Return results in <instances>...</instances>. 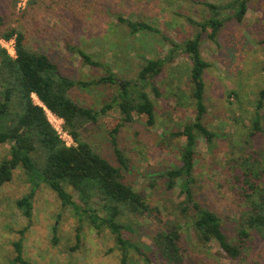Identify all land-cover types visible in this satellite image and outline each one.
<instances>
[{"label": "rangeland", "instance_id": "1", "mask_svg": "<svg viewBox=\"0 0 264 264\" xmlns=\"http://www.w3.org/2000/svg\"><path fill=\"white\" fill-rule=\"evenodd\" d=\"M230 1L0 0V33L10 28L23 32L26 45L46 53L58 65L60 75L72 81L90 82L105 74L100 68L84 65L76 48L107 64L116 79L114 86L96 84L74 87L69 92L79 106L99 110L118 93L123 82L136 78L145 60L165 59L171 44L180 47L194 37L198 32L196 24L211 16L205 3L224 6ZM220 14L224 18L230 14L229 9L224 8ZM118 16L140 19L158 33L131 34L125 24L119 23ZM263 40L264 0H248L241 22L225 21L214 41L205 34L199 43L200 55L209 64L202 74L206 107L203 124L214 138L210 146L201 138L197 140L194 197L201 207L219 216L230 243H236L239 217L247 207L243 174L248 173V165L252 171L264 169V98L257 111L261 131L250 135L259 92L264 89ZM2 44L6 46L0 39V47ZM190 67L188 56L181 49L177 51L149 80L146 89L154 104L153 126H147L143 117L134 116V121L123 125L116 137L117 148L130 159L127 181L153 205L181 200L178 187L167 190L164 174L180 163L184 144L172 133L181 131L195 115ZM47 117L62 140L72 144L62 129V121L49 113ZM119 118V110L114 107L82 131L83 138L114 164L109 132ZM8 150L7 144H0V162ZM29 189L21 169H15L11 180L0 186V264H119L120 252L111 234L95 230L85 217L64 207L44 184L35 191L28 224L15 201ZM65 190L79 202L71 187ZM93 208L101 214L95 205ZM139 222L142 227H136L132 239L147 245L153 226L144 220ZM77 227L79 242L75 239ZM19 238L23 240L22 262H15L12 244ZM183 243L185 255L195 264H264V238L255 232L250 233L247 246L236 259L214 242L196 246L188 230H183ZM148 256L151 261L144 262L139 255L130 253L128 262L158 264L151 254Z\"/></svg>", "mask_w": 264, "mask_h": 264}, {"label": "trees", "instance_id": "2", "mask_svg": "<svg viewBox=\"0 0 264 264\" xmlns=\"http://www.w3.org/2000/svg\"><path fill=\"white\" fill-rule=\"evenodd\" d=\"M17 1L14 0V3ZM247 1L231 0L224 6L205 3L211 16L196 24L198 32L194 37L180 47L171 44L165 59L145 60L136 78L123 82L118 87V93L99 110L79 106L69 92L74 87L85 88L96 84L114 86L116 79L107 64L76 48L75 52L84 65L100 68L105 74L90 82L72 81L60 75L58 65L46 53L29 48L23 32L10 28L0 33V39L12 40L14 45L13 57L0 47V144L9 146L6 157L0 162V186L11 180L15 169L22 170L30 189L15 201V207L28 224L31 222L35 191L40 184H44L56 194L64 207L78 217H85L95 230H107L111 234L120 252L119 264H129L130 253L139 255L144 262L151 261L148 256L151 254L158 264H195L185 255L183 230L190 231L196 246L205 247L214 242L232 259L240 257L251 232L264 238V169L252 171L248 165V173L243 174L247 207L239 217L236 243L227 240L219 216L195 201L193 190L197 140L201 138L210 146L214 138V133L203 124L206 107L202 74L209 64L200 55L199 43L205 34L214 41L225 21L241 22L247 11ZM224 8L229 9L230 14L223 18L220 11ZM116 18L128 27L131 34L158 33L140 19ZM180 49L191 62L189 79L195 115L181 131L172 133V137H181L184 144L180 151V163L166 171L164 177L167 190L179 188L178 197L181 200L153 205L127 181L130 159L117 148L116 137L123 125L134 121V116L143 117L147 126H153L154 104L146 91L149 80L157 76ZM151 89L158 95L156 87ZM34 97L38 103L34 102ZM263 98L264 89L259 92L251 136L261 131L257 111L262 107ZM114 107L118 108L120 118L110 130L109 138L116 164L97 152L82 136L88 124H95L100 116ZM48 113L62 121V129L73 145L67 146L61 139L49 122ZM67 186L77 194L78 203L65 190ZM93 205L101 214L96 213V208L92 209ZM139 220L153 226L147 245L132 239L137 233L136 227H142ZM24 231L21 230L20 234L23 235ZM75 239L79 242V227ZM22 242L19 238L12 244L15 262H22Z\"/></svg>", "mask_w": 264, "mask_h": 264}, {"label": "built area", "instance_id": "3", "mask_svg": "<svg viewBox=\"0 0 264 264\" xmlns=\"http://www.w3.org/2000/svg\"><path fill=\"white\" fill-rule=\"evenodd\" d=\"M4 41V40H3ZM4 43H6V46L5 45H3L2 44V48H4L6 51H7V53L10 55V56H14V45H13V41L12 40H9V41H4ZM7 46L9 47V48H7ZM12 53H13V55H12ZM56 130V129H55ZM57 131V130H56ZM58 133V132H57ZM68 138H70L69 136H68V134H65ZM62 139V138H61ZM71 139V138H70ZM72 141V140H71ZM67 146H70V145H73V143L72 144H68V143H65Z\"/></svg>", "mask_w": 264, "mask_h": 264}]
</instances>
